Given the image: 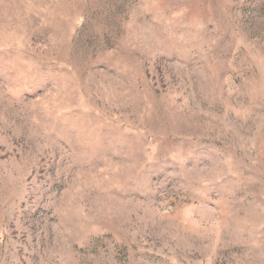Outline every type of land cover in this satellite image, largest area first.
Returning <instances> with one entry per match:
<instances>
[{
  "label": "rangeland",
  "instance_id": "obj_1",
  "mask_svg": "<svg viewBox=\"0 0 264 264\" xmlns=\"http://www.w3.org/2000/svg\"><path fill=\"white\" fill-rule=\"evenodd\" d=\"M0 264H264V0H0Z\"/></svg>",
  "mask_w": 264,
  "mask_h": 264
}]
</instances>
